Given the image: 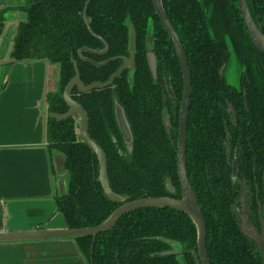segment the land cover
Listing matches in <instances>:
<instances>
[{"label":"trees","instance_id":"1","mask_svg":"<svg viewBox=\"0 0 264 264\" xmlns=\"http://www.w3.org/2000/svg\"><path fill=\"white\" fill-rule=\"evenodd\" d=\"M88 0H31L23 11L16 38L15 60H46L60 65L59 91L48 96L49 113L65 114L62 97L75 76L71 58L78 62L86 84L105 82L121 60L98 68L83 61V47L104 48L106 55L85 54L94 60L128 55L130 18L137 32L134 86L128 72L113 86L72 97L89 116V133L102 147L108 162L111 187L129 200L170 196L182 198L178 175V117L183 97L182 67L174 45L159 21L153 0H91L87 8L90 32L83 14ZM186 52L192 74V100L187 137V170L207 224V251L211 264H264L256 243L240 227L236 206L247 187L249 219L264 225V52L257 48L242 18L238 0H162ZM257 27L264 36V0H247ZM154 27L156 74L147 62L146 34ZM2 31L3 23L0 21ZM229 46L243 67L242 87L227 82L224 67ZM167 76L176 95V118L169 132L163 124ZM114 98L124 107L134 134V152L128 156L114 115ZM167 106V105H166ZM168 107V106H167ZM166 107V110L168 109ZM169 111V110H168ZM170 115V114H169ZM50 151L65 155L68 191L56 197L58 211L69 228L93 227L105 221L120 203L110 200L98 181L99 161L82 141L75 116L57 120L49 115ZM234 162L238 173L234 179ZM171 181L175 192L167 189ZM169 239L182 245L187 264H200L198 231L193 219L172 208H145L124 215L110 231L75 239L88 264H183L171 250Z\"/></svg>","mask_w":264,"mask_h":264},{"label":"crops","instance_id":"2","mask_svg":"<svg viewBox=\"0 0 264 264\" xmlns=\"http://www.w3.org/2000/svg\"><path fill=\"white\" fill-rule=\"evenodd\" d=\"M30 2L0 0L4 33L13 32L17 20H27L22 6ZM59 70L57 64L36 59H14L0 70V232L68 227L56 203L68 191V181L63 186L60 180L65 155L50 151L47 136L48 96L58 92ZM70 241L2 242L0 264H86Z\"/></svg>","mask_w":264,"mask_h":264},{"label":"water","instance_id":"3","mask_svg":"<svg viewBox=\"0 0 264 264\" xmlns=\"http://www.w3.org/2000/svg\"><path fill=\"white\" fill-rule=\"evenodd\" d=\"M90 1L91 0H88L86 2L83 19L90 32L94 35L90 26V21L87 17V8L90 4ZM238 2H239V8L242 14V18L245 22L246 27L248 28V32L251 36L254 45L264 52V36L257 27L254 19L252 18V15L250 13L247 4V0H238ZM153 4L164 29L168 33L174 45V48L176 50L177 56L179 58L182 67L183 78H184V92H183V100L181 106L180 128H179V138H178V175L182 189V198L178 199L170 196H161V197H145L135 200H129L130 197L128 195L117 194L116 192H114L109 180L108 162H107L106 154L102 149V147L91 137L89 133L88 113L79 102H77L72 98V91L75 87H77L78 91L81 93H88L94 89H102L105 87L113 86L116 79L121 77L125 71H129L128 74L129 84L131 87L134 86L135 70H136V53H137V32L132 20L128 18L125 23L128 28L127 56L112 57L103 62H97L94 59L86 57L84 55L85 53H92L98 55H105L108 53L109 45L101 37L98 38L102 40L105 45V47L102 50H94L91 48L83 47L78 51V54L83 61L92 63L98 68L107 66L109 63L116 60L122 61L120 67L110 76V78L107 81L105 82L97 81L89 85H86L81 80L80 71L78 68V62L74 57H72L71 61L74 64L76 74L74 78H72L70 82L67 84L63 93V98L67 103V105L69 106V110L65 114H57V113L50 114L48 111V115L56 118L57 120H64L73 115H78L80 137L82 141L86 143L93 150L99 161L98 181L101 183L105 195L110 200L120 203V206L117 209H115L114 212L105 221L93 227H86V228L67 227L62 229H37V230L18 231V232H0V243L21 242V241H46V240L75 241V239L79 237H88V236L96 237L99 234L112 230L117 225L119 220L124 215L130 212L145 208H172L187 213L193 219V221L197 226V231H198L197 241H198L199 262L200 264H211L207 251V234H208L207 224L202 214L197 194L192 184L190 183L188 170H187L188 121H189V111L191 107L192 90H193L192 74L183 43L164 10L162 0H153ZM3 18L4 20H6L4 16ZM20 23L21 22H19V20L14 22L13 24L15 25L14 31L10 33L8 31L4 33L2 27V31H1L2 34L0 33L1 34L0 41H4V49H2V53H0V70H2L4 66H7L8 64L14 61L12 54L14 52L15 42L18 36ZM154 38H155L154 27L151 22L146 37V45H147V49L150 51L148 55V60L153 75L156 74V57L155 54L152 53V50L154 48ZM56 81H57L56 85L58 88L60 81V70L56 74ZM114 105H115L116 121L118 127L120 128L123 134L127 153L129 156H132L134 152V134L131 128V124L127 118L124 107L118 102L117 98H114ZM166 117L167 114L164 113L163 114L164 127L169 132L171 128V122L169 118L168 120H166ZM64 172L65 174L60 178L61 185L63 186L68 181L70 176L66 168ZM167 189L172 192H175V189L172 186L171 181L167 182ZM159 239L167 242L172 247L171 250H167L159 253L160 255L163 256L182 255V245L179 242H175L164 238H159Z\"/></svg>","mask_w":264,"mask_h":264},{"label":"flooded vegetation","instance_id":"4","mask_svg":"<svg viewBox=\"0 0 264 264\" xmlns=\"http://www.w3.org/2000/svg\"><path fill=\"white\" fill-rule=\"evenodd\" d=\"M154 6V4H153ZM26 6H22V10L23 8H25ZM154 10H155V7H154ZM155 13H156V10H155ZM157 15V13H156ZM158 17V15H157ZM159 19V17H158ZM160 21V19H159ZM161 22V21H160ZM162 24V23H161ZM163 26V25H162ZM147 34H148V30H147ZM146 34V36H147ZM105 47V46H104ZM103 48L99 49V50H102ZM150 51L147 49V62H148V65H149V60H148V55H149ZM152 53L153 50H152ZM85 54H89V53H85ZM84 54V55H85ZM106 55V54H105ZM100 56H103V55H100ZM88 58H91L89 56H86ZM93 59V58H91ZM97 62H103L105 60H96ZM92 64V63H91ZM149 68H150V65H149ZM151 70V69H150ZM126 72V71H125ZM128 74H129V71H127ZM152 72V71H151ZM153 75V73H152ZM154 76V75H153ZM74 78V77H73ZM184 79V78H183ZM70 82V81H69ZM97 82V81H96ZM161 86L163 88V90L165 91V96H163V103H164V109H163V112H162V116L164 113L168 114L169 116V119H170V122H171V128L172 129V120H174L176 118V106H177V101H176V95H175V89L173 87V84L172 83H169L168 82V79H167V76H163L162 79H161ZM89 85V84H88ZM67 86V85H66ZM59 88L60 86L58 87V91H59ZM77 88V87H75ZM106 88V87H105ZM65 89V88H64ZM103 89V88H102ZM74 90V89H73ZM78 90V89H77ZM184 92V90H183ZM57 93V92H56ZM55 93V94H56ZM64 93V91H63ZM63 93H62V97H63ZM81 93V92H80ZM89 93V92H88ZM72 94H73V91H72ZM73 98V97H72ZM64 99V98H63ZM118 100V99H117ZM182 100H183V97H182ZM119 102V101H118ZM113 103H114V100H113ZM120 103V102H119ZM168 107H167V106ZM181 106H182V102H181V105H180V110H179V117H178V138H179V128H180V114H181ZM166 107L168 108L166 110ZM49 109V108H48ZM169 110V111H168ZM126 113V112H125ZM170 114V115H169ZM114 115H115V105H114ZM127 115V114H126ZM73 116H76V115H73ZM78 116V115H77ZM128 118V117H127ZM115 120H116V116H115ZM129 120V119H128ZM117 122V121H116ZM78 123V122H77ZM131 124V123H130ZM163 124H164V118H163ZM118 125V124H117ZM79 126V125H78ZM132 128V127H131ZM119 129V132L120 134L122 135V138H123V134L120 130V128L118 127ZM79 133V128H78V131ZM123 146H124V149H126V144L124 142V138H123ZM177 151H178V140H177ZM129 156V155H128ZM235 167H236V173H234V179L236 180V177H237V173H238V168H237V163L234 162L233 164V169H234V172H235ZM243 186V191L241 193V196L238 200V205L236 206V213L238 215V218L240 220V227L241 229L243 230V232L245 233V235H247L251 240H253L257 247H258V250L260 251L261 255H262V258L264 260V225H263V220H262V226H261V229L257 228L255 225H253L249 219V204H248V201H247V198H248V194H247V187L244 185V183L242 184ZM243 211V212H242ZM242 215H245L246 219H247V222H248V225L251 227V231L248 232L245 227H244V224H243V217Z\"/></svg>","mask_w":264,"mask_h":264},{"label":"rangeland","instance_id":"5","mask_svg":"<svg viewBox=\"0 0 264 264\" xmlns=\"http://www.w3.org/2000/svg\"><path fill=\"white\" fill-rule=\"evenodd\" d=\"M229 51H230V58H229L227 64L225 65V67H224L225 68L224 69L225 77H226L228 83L232 84L233 86L237 87L238 89H241V87H242V76H243V70L244 69H243L241 63L236 59V57H235V55L233 53V48L231 46H229ZM75 117H76V120L78 122L79 121V117L77 115ZM168 118H169V116L167 114L166 120H168ZM242 217L244 219L243 220V224H244L245 229L248 232H250L251 231V227L248 225V222H247V219H246L245 215H242ZM67 241H70V240H67ZM64 248L65 247L62 246V249H64ZM39 251H36V253H38ZM79 252H80V250H79ZM71 255H73L74 257H76V253L75 252H73ZM80 256H81L82 260L86 264H88L86 258L81 254V252H80ZM180 256H182L184 259L183 258H180ZM180 256L178 257L180 259V261L182 263H185L186 262V264H187V261H186L185 257L183 255H180ZM75 264H79V260H77V262Z\"/></svg>","mask_w":264,"mask_h":264}]
</instances>
